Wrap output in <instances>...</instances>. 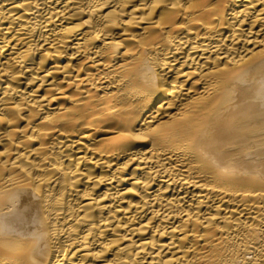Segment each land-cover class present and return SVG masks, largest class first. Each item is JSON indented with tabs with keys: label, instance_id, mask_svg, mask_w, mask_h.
I'll return each instance as SVG.
<instances>
[{
	"label": "bare ground",
	"instance_id": "6f19581e",
	"mask_svg": "<svg viewBox=\"0 0 264 264\" xmlns=\"http://www.w3.org/2000/svg\"><path fill=\"white\" fill-rule=\"evenodd\" d=\"M0 264H264V0H0Z\"/></svg>",
	"mask_w": 264,
	"mask_h": 264
}]
</instances>
